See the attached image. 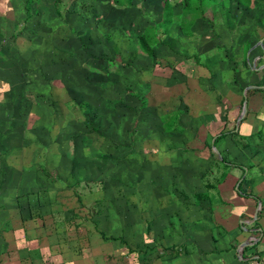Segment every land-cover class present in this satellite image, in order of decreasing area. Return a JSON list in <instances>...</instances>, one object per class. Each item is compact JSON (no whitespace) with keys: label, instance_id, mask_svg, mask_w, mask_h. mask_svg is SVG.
I'll use <instances>...</instances> for the list:
<instances>
[{"label":"crops","instance_id":"1","mask_svg":"<svg viewBox=\"0 0 264 264\" xmlns=\"http://www.w3.org/2000/svg\"><path fill=\"white\" fill-rule=\"evenodd\" d=\"M257 24L242 45L227 25L215 38L172 25L164 68L154 39L133 51L72 43L71 74L41 81L53 82L47 98L11 85L13 54L0 52V264H264ZM148 74L171 83V107L156 106L146 131Z\"/></svg>","mask_w":264,"mask_h":264},{"label":"rangeland","instance_id":"2","mask_svg":"<svg viewBox=\"0 0 264 264\" xmlns=\"http://www.w3.org/2000/svg\"><path fill=\"white\" fill-rule=\"evenodd\" d=\"M250 1L251 3H248ZM262 5L264 9V0H0V14L4 12L5 17L4 21L0 18V52L13 54L14 65L10 70L13 74L10 75L9 71L11 85L14 84V81L20 80L18 83L26 87V92L42 91L41 97L47 98L43 90H48L49 84H53V82H48L49 84L46 82L42 85L41 81H44V76H47L48 80L52 78L56 80L59 75L62 80L63 77L65 80L67 75L71 74L72 55L77 52V47H73L72 43L81 46L84 43L110 44L123 48L130 44L129 50L133 51L146 38L147 45L150 43L149 35L143 38L144 27H147L148 24L154 28L156 25L159 35L155 36L154 42L158 45L157 52L161 53L160 61L156 63L160 62L161 68H164L163 66L167 63V60H163L165 53L171 52V25L169 24L173 23V26L180 28L184 23H186L184 25L191 23V28L196 33L212 32L214 38V27L227 25L232 28L231 32L228 31L229 34L233 33L232 37L237 38L238 44L242 45L246 36L257 29V23L261 28H264ZM78 13L84 14L81 17ZM101 13L104 14L101 15ZM58 14L61 15V19L57 18ZM108 15L112 21L106 19V22H110L111 25L106 27L107 24H105L106 26L96 24L101 21L100 17ZM153 15L154 18L149 19ZM82 21L89 23V26L83 24ZM120 21L128 23L120 25ZM163 23L165 26L162 28L160 24ZM167 24L170 34L163 35V29H166ZM177 33L178 36L176 34L175 36L178 40H182L180 31ZM107 34H110L112 41L104 37ZM259 37L264 39V34ZM227 39L225 36L220 40L225 43ZM62 43L71 44L72 48L60 52L59 50L63 48ZM143 45L145 44L143 43ZM132 51H130L131 54ZM147 53H151V51ZM23 55L25 56L23 57ZM250 57L253 58L252 55ZM40 59H42L41 65ZM108 73L115 74L116 66H111L109 70L106 68L105 74ZM156 78L158 77L148 74L144 79L146 131L151 126V122L155 120L152 111L156 106L171 107V99L168 94L171 93V83L165 82L162 80L163 78L154 81ZM96 81L100 82V79L93 77L92 83L96 84ZM18 83H15L16 86ZM118 85L113 83L112 90H119ZM127 85L132 88L130 82ZM59 86L57 91L68 92L69 88L71 92L72 82L68 83V88L63 83ZM105 88L108 90L107 85ZM16 89L18 88L16 87ZM50 97L48 95L49 101ZM112 114L115 116V113ZM116 116L120 115L116 114ZM108 117L109 113L106 114V119ZM103 119L102 121H107ZM125 174L127 176V173ZM125 181L128 186H135L137 183L136 179L130 177Z\"/></svg>","mask_w":264,"mask_h":264},{"label":"trees","instance_id":"3","mask_svg":"<svg viewBox=\"0 0 264 264\" xmlns=\"http://www.w3.org/2000/svg\"><path fill=\"white\" fill-rule=\"evenodd\" d=\"M172 24H173V23H171V24H169V25L172 26ZM160 25L162 26V28H163V26H165L164 23H163V24H160ZM169 25L167 24L166 29H163V30H164L163 35H165V34L167 35V34H168V31H170V29H169ZM187 25H188V24H187ZM183 26H186V25L183 24ZM156 27H157V26L155 25L154 28H153V30H152L151 32H149V33L146 34V36L149 35V36H148L149 39H154V41H155V39H156L155 36L159 35V34H158V28H156ZM143 38H144V37H143ZM150 41H151V40H150ZM143 43H144L145 45H147V43H148L147 38L145 39V41H143ZM143 43H142V44H143Z\"/></svg>","mask_w":264,"mask_h":264},{"label":"water","instance_id":"4","mask_svg":"<svg viewBox=\"0 0 264 264\" xmlns=\"http://www.w3.org/2000/svg\"><path fill=\"white\" fill-rule=\"evenodd\" d=\"M246 108H247V103L245 102L244 103V112L246 111Z\"/></svg>","mask_w":264,"mask_h":264}]
</instances>
